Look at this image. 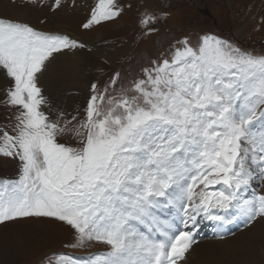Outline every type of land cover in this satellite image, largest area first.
Segmentation results:
<instances>
[{
	"label": "snow or ice",
	"instance_id": "obj_1",
	"mask_svg": "<svg viewBox=\"0 0 264 264\" xmlns=\"http://www.w3.org/2000/svg\"><path fill=\"white\" fill-rule=\"evenodd\" d=\"M123 11L95 0L81 27ZM157 21L146 12L140 23L151 33ZM87 47L0 14V73L10 79L0 104L15 109L11 129L0 126V155L18 162L15 177L0 178V225L51 219L72 230L65 248L106 246L37 264H189L207 223L222 237L228 225L264 221V54L216 34L185 36L131 79L116 72L92 84L78 119L42 86L57 54Z\"/></svg>",
	"mask_w": 264,
	"mask_h": 264
},
{
	"label": "rangeland",
	"instance_id": "obj_2",
	"mask_svg": "<svg viewBox=\"0 0 264 264\" xmlns=\"http://www.w3.org/2000/svg\"><path fill=\"white\" fill-rule=\"evenodd\" d=\"M12 1L20 9H29L30 16L38 21L32 22L38 26L36 28L54 30L58 24L55 30L65 26L66 31H71L89 42V46L84 49L87 58L83 64L85 70L93 75L88 81L91 82L90 85L83 88L85 95L88 94L85 101L68 103L71 92L67 90V100L61 85L54 89L43 88L44 95L52 105L63 104V109H59L69 115L78 113V119L85 115L86 102L92 94V84L100 89L108 84L116 72L131 79L140 72L141 67L148 66L149 61L161 57L162 54L167 55L176 41L185 36L190 37L195 44L203 34H216L242 48L264 54V0H116L124 9L122 14L89 30L83 29L81 23L86 19L95 0H75L74 4L71 0H62V7L58 10H53L52 0ZM77 7L83 10L80 12ZM146 12L154 13L158 17L154 25L157 30L151 33H147L140 23ZM91 42L106 46L108 49L106 48L105 55L92 58ZM65 55L66 64L65 67L62 66L64 73L67 72L66 65L71 64L74 53ZM77 82L76 76L70 84L76 86ZM8 87L10 79L6 78L0 85V99L4 98ZM14 111L15 109L0 104V126L8 125L9 130L11 129V120L8 118ZM61 142L75 143L71 135L62 137ZM17 172L18 162L0 155V178L15 177ZM227 227L231 229L232 235L197 238L198 246L211 240L221 241L209 244L211 249L203 257L202 264H264V223L261 222L254 232L246 234H243L246 230L243 225L239 229L236 225ZM257 233L263 235L261 241L254 238ZM38 236L42 239H38ZM72 239V230L68 226L51 219H21L2 224L0 264H37L46 253L68 252L83 257L106 248L105 245L95 242L83 248H65L64 245L72 242ZM196 245L193 246L194 249ZM202 255L199 250L189 260L195 264Z\"/></svg>",
	"mask_w": 264,
	"mask_h": 264
},
{
	"label": "bare ground",
	"instance_id": "obj_3",
	"mask_svg": "<svg viewBox=\"0 0 264 264\" xmlns=\"http://www.w3.org/2000/svg\"><path fill=\"white\" fill-rule=\"evenodd\" d=\"M14 2L12 0H0V14H3L4 16L10 17V18H14V19L19 20L21 22H27V23L31 24L32 26H35V24H33L32 22L37 23L38 21L36 20V18L34 19L32 16H30L29 9H27V8L20 9L17 5L14 4ZM77 10L81 12L83 9H80L77 7ZM57 25L55 26V28H57ZM35 27H38V26H35ZM60 27H61L60 29H63L65 31L67 30V27H65V26H60ZM55 28H54V30H55ZM69 32L73 36L87 41L86 39L73 34L71 31H69ZM93 32H95V30ZM99 37L101 38V36H99ZM99 37H97V38L100 39ZM91 43L92 44H90V46H92V48H93V54H91L92 58H95V57L99 58V56L105 55V51L107 48L106 46L97 45L96 44L97 42L96 43L91 42ZM73 53H74V55H73L72 59L70 60L71 64L66 65L68 67V70L66 73H64V71L62 69V66L65 67V64H66L65 59H64L66 55L65 54L64 55L57 54V59L53 64L52 70L44 78L42 90L44 87L54 89V88H57L59 85H61L63 91L66 92V93H64V97H67V100H68L67 90H69L71 92V97H70L69 101L66 100L68 103L69 102H74V103L81 102L82 103L85 101L86 97H88V94L86 96L85 95L86 92H83V88L90 85L91 82L88 83V81L92 77L93 74L90 75L85 70V67H84L85 64H83L85 59L87 58L85 50L84 49L77 50L76 52L74 51ZM112 55H113V53H112ZM59 62H60V64H59ZM76 76L78 77V82L76 83V86H74L75 84L72 85V84H70V82ZM5 80H6V77L3 75V73H0V83H1L0 85H2V83L5 82ZM45 93H47V92H45ZM48 94H49V92H48ZM53 106L56 108H62L63 109V104L60 105V103L53 104ZM260 223L261 222L256 223L254 226H251L250 228L246 229L245 231H243V234H246L249 232H254L258 228ZM262 223H264V222L262 221ZM202 228L199 232L198 237L206 238V237H211L212 235L217 236V233H215L213 230V224L212 223H207L206 225L202 226ZM217 237H219V236H217ZM254 238L261 241L263 238V235L261 233H257L254 236ZM38 239H42V238L40 236H38ZM217 242H221V241L211 240V241H208L204 244H201L200 246L196 245L195 249L191 252V255L189 256V259L191 258V256L193 254L197 253L200 250V253L203 255L200 257L198 262L195 264H202L203 257L211 249L209 244H216ZM189 264H194V263L189 260Z\"/></svg>",
	"mask_w": 264,
	"mask_h": 264
}]
</instances>
